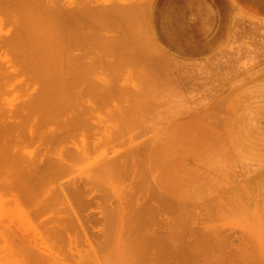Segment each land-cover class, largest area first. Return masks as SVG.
Returning a JSON list of instances; mask_svg holds the SVG:
<instances>
[{
    "label": "rangeland",
    "instance_id": "obj_1",
    "mask_svg": "<svg viewBox=\"0 0 264 264\" xmlns=\"http://www.w3.org/2000/svg\"><path fill=\"white\" fill-rule=\"evenodd\" d=\"M13 1L5 0L2 4L0 0V42L3 43L11 38L10 35H17L16 19L22 14L26 15L23 18L32 20L33 24L28 21L31 27L36 21L38 24L40 2L43 6L49 3L48 6L69 12L78 8V12L73 11V14L78 13L74 14L78 16L76 22H71L73 25L69 22L72 26L67 24L69 19H64L71 30L79 31H73L78 40L74 39L77 45H73L72 53L84 56L82 59L74 54L77 59L81 57L89 73L82 77L83 85L90 81H87L89 77L96 82L91 81L92 85L102 88L90 85L92 90L87 84L89 87L84 88L92 91L88 90L89 93L80 83L84 90L79 88L81 92H78L75 88L74 94L78 99L85 92L87 95L82 98L83 102L80 98L79 103L75 101L77 98L71 97L74 99L71 104L73 91H67L70 92L67 93L70 94L67 97L70 107L76 103L71 107L76 110L71 109L72 115L74 112L76 115L78 107L82 111L85 105L89 107L86 112H91L86 114L90 115L88 119L94 117L89 119L92 123L88 122L89 126L100 124L95 126H100L97 129L87 128L88 135L83 130L87 122L83 123L81 112L79 120L83 124L78 125L82 129L79 132L75 129L76 134L72 130L69 134L72 139L65 129L62 130L63 126L67 127L65 119L71 118L70 111L66 112L68 116L64 114V120L58 119L63 125L59 122L54 125L57 118L53 115L52 120L47 116L44 122L39 121L42 127L36 124V117L39 116L37 120L42 118L38 114L40 111L32 107L34 101H31L36 84L30 83L29 72L15 64L16 56L14 52V56L11 54L9 43L6 48L0 43L3 44L1 53L6 52L8 64L13 69L9 79L7 77L5 84H1L3 88L0 87V264H132L140 258L136 260L137 249L136 254H141L139 263L142 260L144 264L150 260L148 264H264V31L261 28L264 26V0H233V4L232 0H31L32 11L31 7L27 11L34 14L33 18L24 10L29 5L27 1L24 0L27 5L23 6V11L21 0L20 8ZM122 4L133 11L128 14L134 20L133 28L127 26L128 19L115 21L111 15L115 6L118 8ZM43 6L44 11L46 6ZM80 6L94 13L82 9L80 11L87 14L82 12L81 15ZM237 14L240 15L236 16L238 22ZM250 20L251 24L258 21L256 24L262 25L261 30L257 25L254 28L259 30L248 26ZM20 22L17 28L28 24L27 20V24L22 23L25 19ZM31 30H28L30 36ZM180 62L185 64L181 67ZM97 89L101 91L99 100ZM104 90L109 92L108 96ZM118 90L122 93H117ZM133 92L140 93L141 104ZM130 94L132 96L128 97ZM132 97L136 99L133 101ZM27 100L32 103L29 105ZM64 101L61 103L66 104ZM126 103L130 105L122 109L124 114L121 105L124 107ZM31 108L39 111L37 116L32 114L35 111ZM125 109H131L127 119L129 113ZM71 119L69 121L73 122L74 118ZM121 122L126 125L121 127ZM112 125L123 130L127 125L135 128H127L131 130H126L129 136ZM99 128L104 133L101 134ZM106 130H111V134ZM116 131L127 136L126 141ZM108 135L117 141L110 137L112 140H109ZM76 136H81L86 145L82 140L74 143L72 140H78ZM68 137L75 144V150L79 154L84 152L89 158L82 154L81 162L72 166L78 180L75 178L72 182L69 175L68 182L63 184L61 170L55 174L49 171L48 175L45 166L49 160L52 162V156L63 151L67 166L62 172L71 173L69 163H74L73 154L75 152L77 157L78 152L69 142L72 149L61 144ZM76 142L82 148L86 146V150L85 147V151L79 149ZM108 148H116L120 153L124 149L128 160L124 167L132 163V169L126 166L127 173L121 165L124 173L121 177L117 166L120 167L122 162L119 161L125 154L121 155L122 159L119 156L120 160L115 162L117 166L112 165L119 171L116 172L119 179L117 175L113 178L112 170L107 167L112 168L110 161H105L111 156L106 154ZM70 154L74 158L71 162ZM32 164L35 165L32 169L42 167L38 170H41L40 175L35 169L32 172L29 167ZM94 164L104 168L102 172L109 171L101 174L102 178L100 171L95 172L99 166L94 168L91 173L95 172L97 179L91 182L94 179L89 173ZM102 179H107L106 183ZM51 187L53 191H49ZM145 252L148 253L145 255Z\"/></svg>",
    "mask_w": 264,
    "mask_h": 264
},
{
    "label": "bare ground",
    "instance_id": "obj_2",
    "mask_svg": "<svg viewBox=\"0 0 264 264\" xmlns=\"http://www.w3.org/2000/svg\"><path fill=\"white\" fill-rule=\"evenodd\" d=\"M2 2L3 1H5V0H1ZM7 1V0H6ZM16 1H18V3L16 2ZM14 0L13 2L15 3V4H17L16 6L18 7V8H20L21 6V8L20 9H22V11H23V6L25 7V5H27L29 2H31L32 3V1L30 0H25V2L27 3H25L24 2V0H23V2H21L20 0ZM19 1H20V4L21 3H23L21 6H19L20 4H19ZM230 2H231V0H230ZM41 3V2H40ZM38 3V5L40 6H43V4L41 3ZM44 3V2H43ZM46 3V2H45ZM2 4H5L4 2L2 3ZM19 4V5H18ZM33 4V3H32ZM31 4V6H30V3H29V5H27L26 7H27V9H24L25 11H27V10H29V7H31L30 8V11H32L31 9H32V5ZM232 4H233V0H232ZM48 5H49V3H48ZM47 4H44V6L43 7H45L44 8V11H43V8L40 6H37V7H39V9L38 10H40V11H43L42 13H40V11H37L38 13V16H39V19L37 18V20H39L40 21V23H39V21H38V24H37V21H36V19H35V23L36 24H34L35 26H33V27H31L32 25L31 24H33V22H32V20L28 17L27 19L26 18H23L24 16H26V15H23L22 14V16H20L19 18L17 17V21H18V25L16 24V30H18V32H19V30L20 29H25L24 30V32H23V30H22V32H23V34H22V32H21V30H20V32L21 33H18L17 31V35L14 37V36H12V35H10L11 36V38H10V36H8V38H10V39H6V41H4V46H1V45H3V44H0V46L1 47H5V45L7 44V43H9V45L12 47H10L11 48V50H13V51H11V54L14 56V54H15V56H16V60L14 59L15 57H13V60H15L16 61V63L15 64H17V66H20V67H22V68H24L25 69V71H27V72H29V75H30V77H28L29 79H32L31 81H30V83L32 82H34L35 84H36V88H37V90L35 89L34 90V98H33V100H32V97L33 96H31V101H34L33 103L30 101V100H27V101H30L29 102V105L32 103L33 104V106L32 107H34V109H36V110H38L39 109V111H35V110H33V108H31L32 109V111H35L34 113H32L33 115H35V116H37L38 114H41L40 115V117H42L40 120H37L38 119V117L39 116H37L36 117V121H37V123L36 124H39L40 125V123L41 122H44V120H45V118L47 117V116H50V118L49 119H53V117L55 118H57V120L55 121V123H54V125L56 124V123H58L59 122V120L58 119H63L64 117H65V115L66 116H68L67 114H66V112L67 111H70L71 112V118L73 119L74 118V120H72L71 118H69V117H67V119H65V123H66V126L68 127V129H66L64 126H63V129L62 130H64L65 132H67V136H69V134L70 133H72V130L74 131L75 129H78L77 130V132H79V131H81V129L79 128L80 126V124L79 123H81V124H83V123H85V122H87V124H88V122H90V124H92L91 123V121H89V119H93L94 117H92V118H89L88 119V117H90V115L87 117V112H90V110L89 111H87L86 112V110H88L89 109V107L88 106H86V107H88V108H86L85 107V105H84V107H85V109H84V107L82 108V106H80L82 109V111H80V110H78V109H80L79 107H78V109H77V113H76V115H75V112H74V116L72 115V113H73V111H76L75 109L73 110V108H74V105H76V103H73L74 102V99H72L71 97H75V98H77L76 97V93L74 94V89L76 88V89H78V92L81 90V89H79V88H84V86L86 87V85L88 84L89 86L91 85V86H97L96 84L95 85H92L94 82L92 81V79L91 78H89V77H87V78H85L84 79V81L87 79V81H89V79H90V81L89 82H91V83H86V82H84V83H86V85H83V76H85V74L88 76V70H86V67H85V63H84V65H82V59H84V56H81L79 53L77 54L75 51H74V54L75 55H79V56H81V57H83L82 59H81V57H78V59H77V57H75V55L72 53V51L74 50V47H73V45L74 46H76L77 44L75 43L76 41H74V39L75 38H77V39H75V40H78V37L76 36L77 34H75V33H78L79 31L78 30H71L69 27L70 26H72L73 24L71 23V22H76V20L75 19H77L78 18V16H76V15H74L73 14V11H76L77 10V12H78V8L75 10H70V12L69 11H63V10H58L56 7H54V6H48ZM123 5V4H122ZM146 5V4H145ZM35 7V6H34ZM82 7H84V6H82ZM81 6H80V9H79V14H80V10H82V9H85V8H87V7H85V8H82ZM118 8H116V6H115V8L113 9V12H112V16L115 18V21L118 19V18H120V19H122V20H127L128 19V22H127V26L128 27H132L133 28V24H134V20L132 19V18H129L128 17V14L130 13V7L129 6H125V5H123V6H117ZM5 9H6V6L4 7ZM238 8V7H237ZM42 9V10H41ZM56 9V10H55ZM61 9V8H60ZM64 9V8H63ZM66 9V8H65ZM89 9V8H88ZM88 9H85L86 10V12L88 13L89 11H87ZM138 9V8H137ZM142 9H145V8H143L142 7ZM7 10V9H6ZM34 10H35V8H34ZM21 10H20V12L21 13H25V12H22ZM63 11V12H62ZM92 11V12H91ZM90 11V13L92 14V13H94L93 12V10H91ZM137 11V10H136ZM145 11V10H144ZM4 12H5V10H4ZM28 12V15L27 16H30L31 14L29 13V11H27ZM65 12H68L69 13V15H68V13H65ZM83 12V11H82ZM81 12V15L84 13H82ZM133 11H131V13H132ZM146 12V11H145ZM145 12H143V13H145ZM20 13V14H21ZM33 13V12H32ZM40 13V14H39ZM87 13H84V14H87ZM130 13V14H131ZM19 14V13H18ZM27 14V13H26ZM41 14L44 16H42V18H41ZM68 16V18L65 16ZM71 14V15H70ZM76 14H78V13H76ZM34 15V14H33ZM33 15H31L32 17L31 18H33ZM74 15V16H73ZM88 15H90V14H88ZM133 15V14H132ZM238 15L239 14H237V15H235V18H236V16L238 17ZM64 16H65V18H64ZM127 16V18H125ZM135 16V15H134ZM139 16V15H138ZM240 16V15H239ZM23 19H22V18ZM70 17H71V20L72 21H70ZM133 17V16H132ZM141 17V16H140ZM233 17H234V15H233ZM15 18V17H14ZM19 19V20H18ZM24 21V19H25V22H22V23H26L27 24V22L28 21H31V24L28 22V24L30 25H24V24H22L23 25V27L25 26H27L26 28L24 27H21V28H17V27H19V25L21 24V22L20 21H22V20ZM67 20V19H69V21L67 20V24H68V26L70 25V23L72 24V25H70L69 27L66 25V23H65V20ZM26 20H27V22H26ZM139 20H141V19H139ZM236 22H238V18H236ZM242 20V19H241ZM16 21V22H17ZM252 20H250V23L248 24V26H252L253 27V29H256L257 27H255L254 28V26H256L257 24V22H254L253 24H251L252 22H251ZM70 22V23H69ZM135 22H136V20H135ZM248 22V21H247ZM126 23V22H125ZM259 23V22H258ZM21 25V26H22ZM124 25V24H123ZM140 25V24H139ZM262 25H264L263 24V22H262ZM261 24H259V25H257L259 28L262 26ZM29 26V27H28ZM250 26V27H251ZM35 27V31L37 32H35V31H33V30H31V29H33ZM135 27V26H134ZM139 29H140V27L139 26H137ZM249 27V28H250ZM251 27V28H252ZM27 28H29L28 30H31V36H30V31H28L27 30ZM72 28V27H71ZM123 28H124V26H123ZM259 28H257L258 30H259ZM261 28H263L262 29V31H264V26L263 27H261ZM261 28H260V30H261ZM135 29V28H134ZM138 29V30H139ZM126 30V29H125ZM26 31V32H25ZM35 32V34L34 35H32V33L33 32ZM73 31H75V33H73ZM15 32V31H14ZM16 32H15V34H16ZM29 34H28V33ZM25 33V34H24ZM27 33V34H26ZM120 33V32H119ZM230 33V32H229ZM129 34V33H128ZM23 35H25V36H23ZM27 35V36H26ZM22 36H23V38L24 39H22ZM232 37V36H231ZM6 38V37H5ZM4 38V39H5ZM26 38V39H25ZM230 38V37H229ZM3 39V40H4ZM14 39H16V40H14ZM140 39H141V37H140ZM139 39V40H140ZM133 40V39H132ZM230 41V40H229ZM0 42V43H1ZM138 42V41H137ZM147 42V41H146ZM68 45H67V44ZM70 43H73V44H70ZM231 43V42H230ZM64 45H66V47L64 46ZM229 45V44H228ZM8 46V45H7ZM6 46V47H7ZM107 46V45H106ZM230 46V45H229ZM5 47V48H6ZM26 47V48H25ZM73 47V48H72ZM78 47V46H77ZM224 47H226V46H224ZM9 48V47H8ZM25 48V49H24ZM107 48V47H106ZM108 48H109V46H108ZM2 48H0V87H2V85H4L5 84V79H7V77H8V79H9V75L10 74H12L13 73V69H12V65L11 64H8L9 63V61H8V59H7V57L5 56V53L4 54H2L1 53V50ZM104 49H105V47H104ZM229 48H227V50H228ZM4 51H5V49H4ZM10 51V50H9ZM8 51V53H10ZM85 51V50H84ZM84 51H82V54H83V52ZM13 52H14V54H13ZM224 52L225 51H223V54H224ZM226 53V52H225ZM86 54V53H85ZM227 54V53H226ZM239 54V53H238ZM87 56V55H86ZM85 56V57H86ZM226 56V55H225ZM231 56H232V54H231ZM11 57V58H12ZM234 57V56H233ZM76 59H77V61H82L81 62V64H80V62H77L76 61ZM160 59V58H159ZM233 59V58H232ZM14 61V62H15ZM86 61V60H85ZM88 62H90V61H88ZM173 62V61H172ZM176 62V61H175ZM175 62H173V64L175 63ZM87 63V62H86ZM170 63V62H169ZM178 63V62H177ZM12 64H13V62H12ZM88 64V63H87ZM86 64V65H87ZM90 64V63H89ZM88 64V65H89ZM180 64H182L181 65V67L183 66V64H185V63H179V65ZM92 65V64H91ZM90 65V66H91ZM171 65V64H170ZM189 64H187V65H185L184 67H186V66H188ZM82 66H83V68H82ZM174 66V65H173ZM235 66H236V64H235ZM13 67H15V66H13ZM180 67V66H179ZM180 67V68H181ZM183 67V68H184ZM85 68V69H84ZM192 68H194V67H192ZM237 68V67H236ZM87 69H89V68H87ZM172 69V68H171ZM175 69V68H174ZM177 69H178V66H177ZM187 69V68H186ZM184 70V69H183ZM24 71V72H25ZM179 72V71H178ZM188 72V71H187ZM15 73V72H14ZM25 76V75H24ZM32 77V78H31ZM91 77V76H90ZM188 77V76H187ZM8 81V80H7ZM6 81V82H7ZM82 81V82H81ZM80 83H82V87H81V84ZM96 83V82H95ZM2 84V85H1ZM7 84V83H6ZM34 84V85H35ZM99 84V83H98ZM29 85V84H28ZM87 85V87H89ZM152 85H154V84H152ZM33 86V85H32ZM77 86H78V88H77ZM89 87V88H92V87ZM5 87V86H4ZM8 87H9V85H8ZM41 87V88H40ZM97 87H99V85L97 86ZM164 87V86H163ZM3 88V87H2ZM34 88V87H33ZM40 88V89H39ZM82 88V90H84V89H87V90H85V91H88L89 90V88H84L83 89ZM96 88V87H95ZM99 88H102V87H99ZM98 88V89H99ZM144 88V87H143ZM72 89V91H73V96H70V94H67V93H70L71 90ZM94 88H92V90H93ZM97 89V90H98ZM141 89V88H140ZM39 90V91H38ZM96 90V91H97ZM101 90H103V89H101ZM122 92H123V90L122 89H120ZM120 90H118V92L117 93H122V92H120ZM139 90V89H138ZM142 90V89H141ZM36 91H38L37 93H38V95L36 94ZM67 91H70V92H67ZM84 91V92H85ZM89 91H91V90H89ZM88 91V92H89ZM95 91V90H94ZM96 91L94 92V93H96ZM140 91V90H139ZM138 91V92H139ZM145 91V90H144ZM143 91V92H144ZM39 92H40V95H39ZM77 92V91H76ZM77 92V93H78ZM81 92V91H80ZM83 92V91H82ZM92 92V91H91ZM91 92H89V93H91ZM99 92H101V91H97V98H98V95H99V98L101 97L100 96V93ZM104 92H106L105 94H107V96L109 95V92H107V90H104ZM134 92H135V90H134ZM133 92V94H136V95H138V97H137V99L135 98V97H132L133 98V101H134V99H136V100H138V98H139V94L140 93H134ZM89 93H88V95H89ZM99 93V94H98ZM130 93V91L128 92V93H126V94H129ZM63 94H67L66 95V97H65V95H63ZM80 94H82V93H80ZM93 94V93H92ZM144 94H147L146 93V91H145V93ZM33 95V94H32ZM37 97H36V96ZM71 95H72V93H71ZM75 95V96H74ZM79 94H77V96H78ZM83 95V94H82ZM86 95H87V92H85V95L82 97V98H84V97H86ZM103 95V94H102ZM166 95H168V94H166ZM60 96H64V99H63V97H60ZM68 96H70V98H71V100H69V104H71L70 102L71 101H73L72 103H73V108H71L70 107V105L68 104V99L69 98H67ZM130 96H132L131 94L130 95H128V97H130ZM134 96V95H133ZM141 97H142V95H140ZM158 96V95H157ZM102 97H106V95L105 96H102ZM143 97H145V95L143 96ZM61 98L63 99V101L65 100L66 101V98H67V101H66V104H64V103H61V102H63L62 100H61ZM81 97H79V99H80ZM82 98H81V101L83 102V100H82ZM99 98H98V100H99ZM132 98H131V101H132ZM79 99L77 98L75 101L77 102L78 101V103L79 102H81V101H79ZM125 99V98H124ZM135 100V101H136ZM64 101V102H65ZM120 101H121V99H120ZM139 101V100H138ZM141 101V100H140ZM140 101H139V103H140ZM99 102H102L101 101V99H100V101ZM137 102V101H136ZM155 102V101H154ZM61 103V104H60ZM103 103V102H102ZM107 103V102H106ZM132 103V102H131ZM143 103L146 105V102H142V105H143ZM63 104H64V106H63ZM83 104V103H82ZM81 104V105H82ZM104 104V103H103ZM135 104V103H134ZM138 104V103H137ZM137 104H136V106H137ZM141 104V103H140ZM61 105L63 106V107H61ZM69 107H68V106ZM86 105H88V104H86ZM123 105V104H122ZM121 105V110L123 109V108H125L127 105H130V103L129 104H127L126 103V105L123 107ZM149 105V104H148ZM131 106H132V104H131ZM135 106V105H134ZM135 106V107H136ZM138 106H140L139 104H138ZM31 107V106H30ZM36 107V108H35ZM58 107H60V109L58 108ZM65 107V108H64ZM146 107V106H145ZM148 107H150V106H148ZM129 107H127V109H128ZM138 108V107H137ZM137 108H135V110H137ZM140 108V107H139ZM142 108V107H141ZM63 109V110H62ZM69 109V110H68ZM71 109L73 110V111H71ZM83 109H84V111H85V113H84V111H83ZM119 109V111H120V108H118ZM127 109H125V111L127 110ZM132 112H133V106H132ZM131 109H129V110H127V112L128 111H130ZM143 110H144V107L142 108ZM62 110V111H61ZM124 110V109H123ZM122 110V111H123ZM146 110H147V108H146ZM148 110H150V109H148ZM147 110V111H148ZM31 111V112H32ZM117 111V110H116ZM118 111V112H119ZM139 111H141V112H144V111H142V110H139ZM138 111V112H139ZM39 112V113H38ZM56 112V113H55ZM81 112L83 115H85V116H83L81 113H80V116H79V113ZM115 112V111H114ZM117 112V113H118ZM136 112V111H135ZM140 112V113H141ZM171 112V111H170ZM10 113V112H9ZM8 113V114H9ZM38 113V114H37ZM69 113V112H68ZM91 113V112H90ZM89 113V114H90ZM120 113V112H119ZM123 113L125 114L126 112H124L123 111ZM129 113V112H128ZM134 113V112H133ZM7 114V115H8ZM65 114V115H64ZM78 114V115H77ZM123 114V115H124ZM132 114V113H131ZM136 115H138V113H135ZM134 114V115H135ZM44 115V116H43ZM54 115V116H53ZM81 115H82V121H83V123H82V121L80 122V120H79V117H81ZM122 115V114H121ZM129 115H130V113L128 114V116H126V119H127V117H129ZM35 116H34V118H35ZM53 116V117H52ZM94 116V115H93ZM118 116H120V114L118 115ZM131 116V115H130ZM87 118L88 119V121H87V119H85V118ZM115 118L117 117V116H114ZM121 117V116H120ZM134 117V116H133ZM140 117V116H139ZM66 118V117H65ZM78 118V119H77ZM84 118V119H83ZM136 117H134V119H135ZM72 120L73 122H70L69 120ZM76 119H77V121H76ZM123 120H124V117L122 118ZM125 119V120H126ZM138 119V118H137ZM50 120V122H52ZM64 120V119H63ZM125 120H124V122H125ZM130 121H131V119H129ZM139 120V119H138ZM39 121H40V123H39ZM54 121V120H53ZM67 121V122H66ZM68 121H69V123H68ZM76 121V122H75ZM118 121H119V119H118ZM128 121V120H127ZM127 121L125 122L126 124H127ZM134 121V120H133ZM136 121V120H135ZM61 122H63V121H61ZM74 122L75 123H77L76 125L74 124ZM115 122L117 123V120H115ZM120 122V121H119ZM118 122V123H119ZM138 122V121H137ZM46 123V122H45ZM45 123H42V124H44L45 125ZM48 123V122H47ZM67 123H68V125H67ZM70 123L72 124L73 123V125L74 126H77L78 124V126L77 127H73L72 125L70 126ZM117 123V124H118ZM125 123H123V122H121V127H123V126H125L126 124ZM131 123H133L132 121H131ZM136 123V122H135ZM53 124V123H52ZM59 125L60 124H64V123H58ZM87 124H83V125H85V127L83 126V125H81V126H83L85 129H83V130H85L84 132H86V135H88L89 134V129L87 130V128H89V127H95L96 125L93 123V125H95V126H92V125H90L89 126V124L87 125ZM122 124H125V125H122ZM57 125V124H56ZM58 125V126H59ZM98 125H100V124H98ZM119 125V124H118ZM128 125H129V121H128ZM126 126L127 128L130 126L131 127V125L132 124H130L129 126ZM40 126H42V125H40ZM53 126V125H52ZM50 127V128H54V127ZM112 126H114V125H112ZM134 126V125H133ZM132 126V127H133ZM6 127V126H5ZM27 127V126H26ZM43 127V126H42ZM98 127H100V126H98ZM97 127V128H98ZM115 127V130H116V128H117V130H118V128L120 127V126H114ZM129 127V129H131ZM39 128V127H38ZM62 128V127H61ZM69 128H72L71 130L69 129ZM96 127H95V129H97ZM109 128H111V126L110 127H108L107 126V129H109ZM127 128H126V130H127ZM133 128H135V127H133ZM133 128L131 129V130H133ZM4 129V128H3ZM56 129H58V127H56ZM93 129V128H92ZM92 129H90V130H92ZM94 129V130H95ZM100 129V128H99ZM112 129L114 130V128L112 127ZM120 129V128H119ZM122 130H123V128H121ZM121 129L119 130L120 132H121ZM125 129V128H124ZM69 130H70V132H69ZM87 130V131H86ZM112 130V131H113ZM115 130L112 132L113 133V135H114V132H115ZM123 130L122 131V134H124V132H129V131H131V130ZM47 131H49V130H47ZM47 131H45V132H47ZM54 131H55V129H54ZM54 131H52L51 132V134L52 135H55L54 133ZM89 131V132H88ZM100 132H101V129L99 130ZM108 130H106V132H107ZM42 132V131H41ZM83 132V131H82ZM83 132V133H84ZM91 132H93V130L91 131ZM103 132V131H102ZM102 132H101V134H102ZM125 133V135L127 134H129V133ZM48 133V132H47ZM47 133H46V136H47ZM62 133V132H61ZM64 133V132H63ZM73 133H75L76 134V131H74ZM88 133V134H87ZM94 133H95V131H94ZM104 133V132H103ZM116 133H118L117 131H116ZM50 134V135H51ZM59 134V133H58ZM78 134V133H77ZM96 134V133H95ZM107 133H105V135H106ZM108 134H111V130H109L108 131ZM118 134H121V133H118ZM118 134L117 135H115V136H118ZM121 134V136L120 137H122L123 139L124 138H126L127 136H124L123 137V135ZM50 135H49V137H50ZM71 135V134H70ZM78 135H83L84 136V134H78ZM97 135H98V132H97ZM45 136V137H46ZM61 136V135H60ZM81 136H80V138H78L77 136V138H78V140H76L75 138L76 137H74V139L75 140H72L74 143H75V141H78L79 142V140H82V142L85 144V140L83 141V138L81 139ZM111 136V135H110ZM109 135H108V139L109 140H112V139H110V138H113V139H115V141H117V138H114L113 136L112 137H110ZM129 136H130V134H129ZM128 136V137H129ZM48 137V138H49ZM70 138H71V136H69ZM68 137V138H69ZM95 137H96V135H95ZM110 137V138H109ZM119 137V138H120ZM131 137H132V135H131ZM131 137H129L130 139H131ZM47 138V139H48ZM52 138H54V136H52ZM55 138H59V137H55ZM68 138L65 140V141H62V143L61 144H65V147H67L68 146V148H71V147H73L75 144H73V142H71V139L73 138H69L70 139V141H68ZM105 138V137H104ZM14 139V138H13ZM122 139V142L125 140H123ZM129 139V140H130ZM50 140V139H49ZM60 140V139H59ZM121 140V139H120ZM52 140H50V142H51ZM108 141V140H107ZM126 141V140H125ZM127 141H128V138H127ZM70 144H73V146H70L69 145V143ZM78 142H76V146H78V148L80 149V145H78ZM102 142V141H101ZM109 142V141H108ZM108 142H106V143H108ZM112 142V141H111ZM114 142V141H113ZM121 141H120V143H122ZM68 143V144H67ZM79 144H82V143H79ZM110 144V143H109ZM123 144V143H122ZM86 145V144H85ZM61 146V149H63V147L64 146H62V145H60ZM60 146L58 147V148H60ZM70 146V147H69ZM82 146H83V144H82ZM114 146V145H113ZM116 146V145H115ZM114 146V147H115ZM122 146V145H121ZM84 147H85V150H86V146H83V148H82V150L83 151H85L84 150ZM110 147H112V146H110ZM109 147V148H110ZM49 148V147H48ZM108 148V149H109ZM56 149V148H55ZM61 149H58V150H60L61 151ZM72 149V148H71ZM70 149V150H71ZM74 150H75V146H74V148H73ZM79 149H77V150H79ZM43 150V149H42ZM45 150V149H44ZM51 150V149H50ZM82 150H80V153H81V151ZM106 150V149H105ZM49 151V150H48ZM52 151H53V149H52ZM56 151L57 150H55V153H56ZM66 151H69V149H66ZM71 151H73V150H71ZM76 151V150H75ZM82 151V152H83ZM108 151V153H106L107 155H111V156H107L108 157V159H105V161L106 162H109L110 161V164L109 163H106V162H104V163H106L107 165L109 164V165H111L110 167H112V168H109V166H107L108 167V169H111L112 171H111V173H112V176H113V178H115L116 177V175H117V178L119 179V177H118V172L119 171H115V170H117V168H118V170H121V172L119 173V175L121 176L122 174L124 175V173H122V170H123V167H124V165L125 164H127V162L126 161H128L127 160V153H125V151H124V149L122 150V152L123 153H120V151L118 152L117 151V149L115 148V149H109V150H106V152ZM118 153H117V152ZM43 152V151H42ZM70 152V151H69ZM76 152H78V151H76ZM116 152V153H115ZM48 153V152H47ZM54 153V154H55ZM73 153V152H72ZM71 153V154H72ZM40 154H41V152H40ZM62 154H63V151H61V152H58L57 153V157L54 155V156H52L51 154H48L49 155V157H50V155L54 158V159H52V162L49 160V162H47V163H49L48 164V166H45L46 168H47V170H45L46 172H48V175H49V171L51 172H53L54 171V174L56 173L55 171H57L58 173H59V171H60V173H62V177H64V179H66L65 180V182L62 180V182H63V184L65 183L66 184V181H67V179H68V176L71 178L70 180H72V182L73 181H75L74 179L76 178V176L74 177V173L76 172L75 170H74V172H73V165H75L76 166V164L77 163H80L81 162V158H82V154H84L83 156H86L85 155V153L83 152V153H81V154H79V152L77 153V157H76V154H75V152H74V154H73V156L75 157V160H74V158H73V156L70 154L68 157L70 158V156H72V160L70 159V161L69 162H71V161H73L74 160V163L73 162H71V163H69L70 165H71V168L70 167H68V169H70L71 171V173L70 174H68L67 172V175H65V169L64 168H66V166H67V163H65L64 162V157H62ZM80 156H79V155ZM95 154V153H94ZM114 154V156H112ZM116 154V155H115ZM125 154V155H124ZM25 155V154H24ZM37 155H39L38 153H37ZM124 155V158H123V160H121V161H119V163H121L120 165H119V163H118V165L120 166V167H118L117 166V164L115 163L116 162V160H117V162H118V160H120V159H122V156ZM33 156V155H32ZM39 156H41V155H39ZM43 156V155H42ZM64 156V155H63ZM94 156V155H93ZM119 156H120V159H119ZM86 157H88V156H86ZM86 157H83V158H85L86 159ZM99 157V156H98ZM130 157V156H129ZM22 157H20V159H21ZM28 158V157H27ZM32 158V157H31ZM34 158V157H33ZM44 158V156L42 157V159ZM79 158H80V161H76V160H79ZM89 158V157H88ZM87 158V159H88ZM91 158H92V156H91ZM95 158V157H94ZM16 159V158H15ZM19 159V158H18ZM49 159V158H48ZM85 159H82V162H84V160ZM32 160V159H31ZM31 160H29V161H31ZM37 160V159H36ZM125 160V161H124ZM66 161V160H65ZM13 162H14V160H13ZM17 162V161H16ZM20 162V161H19ZM28 161H26V163H27ZM40 162V161H39ZM38 162V163H39ZM41 162H42V160H41ZM43 162H45V160L43 161ZM102 162V163H103ZM114 162V164H112V163ZM37 163V164H38ZM101 163V164H102ZM19 164V163H18ZM21 164H22V162H21ZM28 164V163H27ZM26 164V165H27ZM40 164H42V163H40ZM45 164H46V162H45ZM82 164V163H81ZM116 164V166H117V168L115 169V167L114 166H112V165H115ZM124 164V165H123ZM130 164H132V163H130ZM129 163H128V165H126L127 167L129 166H131V168H129V169H132V165H130ZM25 165V166H26ZM34 164H32L31 166H29L31 169H32V167H34L33 166ZM47 165V164H46ZM95 165V164H94ZM121 165H123V167L121 166ZM19 166V165H18ZM22 166H23V164H22ZM21 166V167H22ZM41 166V165H40ZM43 166V165H42ZM75 166H74V168H75ZM98 166H99V168H98ZM98 166H96L95 165V167H93V169L91 170L90 169V173L89 172H87V174L89 173L90 175V177L92 178V179H94V180H92L91 182H93V181H95V179H97V177H96V173L95 172H97V171H100V174H99V176H102L105 172H108L109 170H107V171H105V172H102L103 171V169L104 168H102V167H100V165H98ZM102 166V165H101ZM103 166L105 167V169H107L106 168V166H105V164H103ZM126 166L124 167V169L126 168ZM28 167V166H27ZM28 167V168H29ZM80 167V166H79ZM113 167H114V169H113ZM122 167V168H121ZM18 168V167H17ZM42 168V167H41ZM40 167H37L36 166V169H35V172L36 171H38L39 169H41ZM45 168V169H46ZM94 168H98V169H94ZM100 168L102 169V170H100ZM120 168V169H119ZM31 169H30V171H31ZM34 169H32V172H33V170ZM67 169V170H68ZM129 169H125V170H123V172L125 171L126 173H127V170H129ZM20 170V169H19ZM23 170V169H22ZM27 170H29V169H27ZM44 170V169H43ZM62 170H65V171H63L62 172ZM93 170H95V172L94 173H91V171L93 172ZM115 171V173H113L114 171ZM26 171V170H25ZM41 171V170H40ZM40 171H38L39 172V175H40ZM44 171V172H45ZM82 171V170H81ZM131 171V170H130ZM23 172V171H22ZM38 172H36V173H38ZM72 173H73V179H72ZM78 173V172H77ZM97 173H99V172H97ZM122 173V174H121ZM35 174V173H34ZM64 174V175H63ZM76 174V173H75ZM79 174V173H78ZM77 174V175H78ZM81 174V173H80ZM93 174V176H91ZM102 174V175H101ZM110 174V173H109ZM115 174V175H114ZM26 175V174H25ZM37 175V174H36ZM43 175H44V173H43ZM42 175V176H43ZM46 176H47V173L45 174ZM59 175V177H61L60 176V174H58ZM82 175V174H81ZM84 175V174H83ZM98 175V174H97ZM122 175V176H123ZM65 176H67V178H65ZM79 176V175H78ZM85 176H86V174H85ZM106 176V175H105ZM104 176V177H105ZM112 176L110 177L111 179H112ZM121 176V177H122ZM23 177H25V176H23ZM36 177V176H35ZM34 177V179L36 180V178ZM39 176H37V178H38ZM56 177H57V175H56ZM59 177H57L58 179H59ZM87 177V176H86ZM90 177H88V178H90ZM96 177V178H95ZM108 177H109V175H108ZM120 177V178H121ZM43 178V177H42ZM44 178H45V176H44ZM54 178V177H53ZM57 178H56V180H57ZM81 178V177H80ZM79 178V179H80ZM82 178H84V177H82ZM82 178H81V180H82ZM90 178V179H91ZM102 178H103V176H102ZM105 178H107V177H105ZM25 179H26V177H25ZM77 179V178H76ZM109 179V178H108ZM111 179H109V181L108 182H110L111 181ZM21 180V179H20ZM38 180V179H37ZM41 180V179H40ZM47 180V179H46ZM49 180V179H48ZM47 180V181H48ZM60 180V179H59ZM78 180V179H77ZM76 180V181H77ZM84 180V179H83ZM106 180L107 179H102V181H104V183H106ZM113 180V179H112ZM50 181V180H49ZM85 181V180H84ZM90 181V180H89ZM88 181V182H89ZM39 182V181H38ZM43 182H44V180H43ZM61 182V181H60ZM68 182V181H67ZM71 182V181H70ZM69 182V183H70ZM49 183V182H48ZM48 183H47V185H48ZM58 183H59V181H58ZM57 183V184H58ZM24 184V183H23ZM68 184V183H67ZM43 185V184H42ZM59 185L62 187V184L61 183H59ZM27 186V185H26ZM49 186H51V185H49ZM30 187V186H29ZM54 187V186H53ZM53 187H51V189H49V191H53L54 189H53ZM37 188V187H36ZM58 188H59V186H58ZM27 191V190H26ZM59 192H60V188H59ZM50 193V192H49ZM61 193V192H60ZM119 197V196H118ZM127 198H129V197H127ZM130 205V204H129ZM129 207V206H128ZM126 208V207H125ZM134 211V210H133ZM127 213V212H126ZM119 214H120V212H119ZM132 214H133V212H132ZM138 214V213H137ZM255 214V213H254ZM115 215V214H114ZM139 215V214H138ZM137 215V216H138ZM109 216V215H108ZM126 216V215H125ZM139 217V216H138ZM116 218H117V216H116ZM134 218V217H133ZM140 218V217H139ZM138 218V219H139ZM237 219V218H236ZM111 220V219H110ZM132 220V219H131ZM128 221V220H127ZM137 221V220H136ZM125 223V222H124ZM131 223V222H130ZM112 224V223H111ZM123 224V223H122ZM132 226V225H131ZM120 230V229H119ZM248 230V229H247ZM114 231V230H113ZM121 233H123V232H121ZM115 235V234H114ZM252 239V238H251ZM126 245V244H125ZM124 247V246H123ZM149 247V246H148ZM121 248V247H120ZM148 249V248H147ZM146 249V250H147ZM136 250V249H135ZM137 252L139 251L138 249L136 250ZM115 252V251H114ZM136 252V253H137ZM135 253V255H136V260H137V258L138 257H140L139 258V260L141 259V254L138 256L137 254ZM141 253H143V252H141ZM148 253V252H147ZM146 252H145V255L147 254ZM40 254V253H39ZM116 254H118V253H116ZM37 257V256H36ZM113 257V256H112ZM122 257V256H121ZM135 257V256H134ZM148 256H146V258H147ZM142 258H143V256H142ZM41 259H43L42 257H41ZM148 259H150L149 257H148ZM139 260H137V261H134L133 263L134 264H140L141 262H142V260H141V262L139 263ZM123 261V260H122ZM121 261V262H122ZM144 261V260H143ZM151 261V260H150ZM148 262V263H151V262ZM91 262V261H90ZM99 262V261H98ZM97 262V263H98ZM138 262V263H137ZM146 262V261H145ZM131 263V262H130ZM132 263V264H133ZM148 263H146V264H148ZM100 264V263H99ZM142 264H144V262H142Z\"/></svg>",
    "mask_w": 264,
    "mask_h": 264
}]
</instances>
